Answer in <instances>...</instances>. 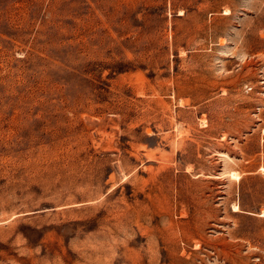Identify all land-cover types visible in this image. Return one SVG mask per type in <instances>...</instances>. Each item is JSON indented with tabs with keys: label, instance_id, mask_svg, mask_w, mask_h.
Listing matches in <instances>:
<instances>
[{
	"label": "rangeland",
	"instance_id": "obj_1",
	"mask_svg": "<svg viewBox=\"0 0 264 264\" xmlns=\"http://www.w3.org/2000/svg\"><path fill=\"white\" fill-rule=\"evenodd\" d=\"M0 264H264V0H0Z\"/></svg>",
	"mask_w": 264,
	"mask_h": 264
},
{
	"label": "bare ground",
	"instance_id": "obj_2",
	"mask_svg": "<svg viewBox=\"0 0 264 264\" xmlns=\"http://www.w3.org/2000/svg\"><path fill=\"white\" fill-rule=\"evenodd\" d=\"M261 215H263V214H261Z\"/></svg>",
	"mask_w": 264,
	"mask_h": 264
}]
</instances>
